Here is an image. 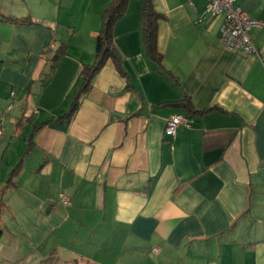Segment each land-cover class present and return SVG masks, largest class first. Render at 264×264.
I'll use <instances>...</instances> for the list:
<instances>
[{
  "label": "crops",
  "instance_id": "obj_1",
  "mask_svg": "<svg viewBox=\"0 0 264 264\" xmlns=\"http://www.w3.org/2000/svg\"><path fill=\"white\" fill-rule=\"evenodd\" d=\"M109 2L0 0L1 260L27 224L29 242L54 233L89 264H264V27L245 55L224 48V17L206 16L207 0H156L163 73L131 0L114 26L125 75L109 60L59 122L94 64ZM237 5L264 22V0ZM186 97L192 115L167 105ZM176 114L192 126L170 138Z\"/></svg>",
  "mask_w": 264,
  "mask_h": 264
},
{
  "label": "trees",
  "instance_id": "obj_2",
  "mask_svg": "<svg viewBox=\"0 0 264 264\" xmlns=\"http://www.w3.org/2000/svg\"><path fill=\"white\" fill-rule=\"evenodd\" d=\"M130 1L131 0H110L106 6L102 17L101 29L97 36L94 64L84 67L82 71V85L73 96L71 109L57 121L62 122L65 120L70 122L74 118L83 97L91 89L96 75L103 69L109 60H112L119 72H121L122 75H125L122 57L115 46L114 26L117 21L125 15ZM139 1L141 2V32L143 35L146 54L152 63L163 72V55L158 50V31L159 23L165 20L166 16L157 10L156 0ZM65 54L66 47L64 46H61L58 50H56L53 57L54 64L51 69V74ZM167 105L176 106L177 108L185 110L189 115H192L193 113V106L189 97H186L184 100L179 102L167 103ZM43 125L38 126L36 129H40ZM36 129H34V132H36ZM32 138L33 135H31L29 139V143L31 145L30 147L33 145L31 142ZM22 169V163L15 167L11 173L9 185H14L15 178L18 177Z\"/></svg>",
  "mask_w": 264,
  "mask_h": 264
},
{
  "label": "built area",
  "instance_id": "obj_3",
  "mask_svg": "<svg viewBox=\"0 0 264 264\" xmlns=\"http://www.w3.org/2000/svg\"><path fill=\"white\" fill-rule=\"evenodd\" d=\"M204 14L209 17H224V24L221 28V43L224 48L245 55L258 53V49L250 37V32L254 28L264 27V22L250 16L237 5V0H207ZM191 126L192 119L190 117L176 114L167 121L165 135L174 138L180 128H190ZM3 133V123L0 119V137ZM64 201L66 204L68 203L67 199Z\"/></svg>",
  "mask_w": 264,
  "mask_h": 264
},
{
  "label": "rangeland",
  "instance_id": "obj_4",
  "mask_svg": "<svg viewBox=\"0 0 264 264\" xmlns=\"http://www.w3.org/2000/svg\"><path fill=\"white\" fill-rule=\"evenodd\" d=\"M11 227V225H8ZM31 225H22V232L20 230H14L11 232L17 239L20 240L21 246H18V242L14 239L9 238V252H12L7 260L2 261L0 257V264H89L79 261H73L69 256H65L62 249L65 247L61 246L58 248L56 245V234H51L46 240L43 246L39 244L29 242L28 238L32 237L33 231ZM26 238V239H25ZM60 241L68 240L70 237L66 232L60 234L58 237ZM69 250L68 248H65ZM8 252V253H9ZM112 264V262H109Z\"/></svg>",
  "mask_w": 264,
  "mask_h": 264
}]
</instances>
